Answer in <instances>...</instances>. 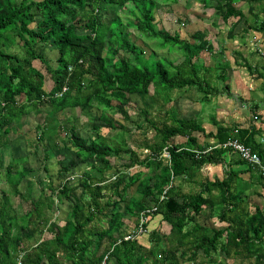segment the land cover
I'll list each match as a JSON object with an SVG mask.
<instances>
[{
	"label": "trees",
	"instance_id": "1",
	"mask_svg": "<svg viewBox=\"0 0 264 264\" xmlns=\"http://www.w3.org/2000/svg\"><path fill=\"white\" fill-rule=\"evenodd\" d=\"M254 1L217 0L214 10L225 23H230L231 38L238 35L239 24L241 34L264 35V4L255 12ZM130 2L134 3L132 9L128 7ZM203 2L211 5V0ZM157 8L156 0H0V150L10 144L18 117L38 112L47 101L52 103L55 113L68 107L87 109L106 105L129 119L124 108L131 101L129 95L149 94L152 84L165 102L174 100L171 96L174 90H179L180 96L195 88L202 92L203 101L221 92L230 95L231 85L227 82L230 65L225 59L216 60L218 84H211L207 76L209 68L201 54L216 49L204 31L192 35L195 42L157 31L154 27ZM122 9L137 21L129 18L125 21ZM80 14H84L83 21ZM106 14L108 19L104 17ZM127 27H136L147 37H161L162 48L172 46L181 51L183 60L175 63L155 53L156 58L144 60V50L130 39ZM259 39L254 37L256 41ZM49 46L57 50V66L47 58ZM259 49L257 52L263 53ZM121 51L134 55L117 58ZM236 53L243 56L241 51ZM36 60L42 62L45 72L35 64ZM243 63L251 68L247 61ZM47 74L53 82L49 91L45 89ZM261 76L264 84V73ZM65 85L68 91L57 97L56 93ZM254 104L251 109L264 121V112L258 111L260 105ZM141 114L148 115V108H143ZM103 120L110 119L105 116ZM147 121L153 124L159 142L151 146L152 153L144 159L130 150L124 139L123 144L111 143L97 134L86 140L79 137L75 128L70 129V135L65 131L68 137L62 138L64 145L71 142L80 159L64 164L61 172L68 173L71 164L81 161L91 163L98 176L81 175L77 184L64 181L37 200L30 199L19 188L30 171L25 162L20 164L23 157L6 165L0 158V171H5V184L9 186L0 189V264H182V260L191 264L204 260L206 264H218L216 258L221 256L225 260L251 259L252 264H264V207L248 203L243 193L249 187L244 186L247 181L241 175L250 172L252 178L263 183L264 169L242 159L234 149L218 146L238 129L236 136L259 154L264 165L261 129L254 123L241 126L214 119L216 133L207 132L195 117L180 118L169 110L163 114L160 125L149 118ZM41 128L42 124H38L37 129ZM95 131L99 132V128ZM197 132L216 141L202 140ZM42 134L39 138L43 139ZM176 136L186 137L187 141L171 145V138ZM27 143L31 148L35 145ZM113 148L117 155L112 154ZM165 148L170 151V160L163 155ZM121 151L128 155L117 166L113 157ZM232 152L238 159H230L222 178L205 176L194 192L180 188L178 181L194 177L206 165L224 164ZM93 160L101 164L96 165ZM146 170L152 175L147 176ZM172 174L174 185L161 199L171 184ZM134 186L140 195L135 198L130 194ZM79 188L82 191L77 195ZM13 195L24 199L26 202L20 203L25 206H14ZM55 198L59 202L70 201L68 217L62 225L52 220L48 212L54 208ZM153 206L157 209L152 215L161 216L170 226L168 231L151 230L148 245L138 237L126 239L129 232L125 230V215L135 216L139 221L141 213ZM206 211L216 213L224 225L213 227L198 222L196 217ZM46 232L52 236H46Z\"/></svg>",
	"mask_w": 264,
	"mask_h": 264
},
{
	"label": "rangeland",
	"instance_id": "2",
	"mask_svg": "<svg viewBox=\"0 0 264 264\" xmlns=\"http://www.w3.org/2000/svg\"><path fill=\"white\" fill-rule=\"evenodd\" d=\"M17 1L19 2L20 0ZM156 1L158 3V8L155 12L154 27L157 31L178 34L181 39L191 40L192 42H195L192 37L194 33L197 31H204L206 39L212 41L216 49L215 52L211 53L209 50H206L201 54V57L205 61V66L209 68L207 76L211 80V84H218L216 60L217 57L225 59L230 65V68L227 70V82L231 85L228 90L230 95L221 92L218 95H211L209 100L203 101L202 92L195 88L182 92L180 96H178L180 91L174 90L171 91V96L174 100L165 102L164 98L158 96L156 87L152 84L149 94L140 95L138 93H131L129 95L131 101L124 106L128 112L129 119H126L121 111H112L106 105H103L102 108L94 106L85 109L78 106L79 110L73 107L67 110L65 109L64 111L71 115L67 118L68 120L64 119V117H60V114V118L57 117L59 112L55 113L49 112L52 110H44L45 114L43 113L41 116L31 117V121H33L31 126L22 124V121L30 120L29 118L23 116L18 117L15 121V126H13V132L11 133V138L14 142L11 145H7L6 149L0 150V158L3 159L6 165L14 158L18 159L19 157H23V160L19 162L20 164L25 162L26 166L30 168V171L23 178L19 188L23 193L28 195L30 199L37 200L42 193L49 195L51 192L50 188L58 186L60 183L67 180L77 184L79 180L73 179H78L84 174L97 178L98 171L95 167H92L91 163L85 164L79 161L75 164H71L72 166L69 167L70 171L68 173L67 171H63L62 173L60 170L64 164L70 163L72 158L78 157L74 149L75 147L72 148L70 144L69 147L65 146L62 142V138L68 137L64 136V132L67 131L69 135L71 133L69 122L75 115H79L78 118L82 115L84 119L77 120L76 117L77 121L75 126H73L77 128L79 137L91 140L94 139L97 134H100V136H104L106 139L110 140L111 143L120 144H123L121 140L124 139L128 144V148L134 150L141 159L150 155L152 153L151 146L159 142L153 124L147 121V119H152L156 124L158 123L160 125L166 110L173 112L180 118L195 117L205 127L207 132L213 131L216 133L217 126L214 124V119H218L221 122L235 121V123L241 126H247L248 121V123H254L257 128L259 127L264 137V121L260 118L255 119V111L251 109V106L255 105L254 103L260 105L258 109H264V84L263 77L261 76V74L264 73V35H261L262 38L257 42L253 39V32L241 34L242 26L239 24L236 28L238 35L234 39L231 38L229 35L230 23H225L217 11L214 10L217 0H211V5L209 6L205 5L203 0H178L177 2L172 0ZM252 4L256 10L255 12H259L264 2L255 0ZM237 5H239V3ZM133 6V2L128 3L129 9H132ZM115 9L116 8H114V10ZM247 9L246 6V11ZM121 14L125 21L128 18L134 19L127 10L122 9ZM80 15L83 21L84 14ZM104 17L108 19L109 15L106 14ZM134 20L137 21L136 19ZM127 30L130 32V39L144 50V54L142 55L145 58L144 60H151L153 57L156 58L154 53L161 58L165 56L171 60H175V63L183 60L184 56L181 51L175 50L172 46L166 49L162 48L161 42L163 39L161 37H158V39H154L151 36L147 37L141 34L136 27H127ZM49 47L47 58L53 66H57V50L51 46ZM258 48H261L263 53L257 52ZM236 50L241 51L243 56H237ZM131 55V53H124L121 51L117 58L124 56L129 57ZM237 59H240L238 62L239 64L236 63ZM245 61L251 64L250 69L248 66L246 67L243 65ZM35 64L42 67L44 72L46 71L41 61L36 60ZM51 84L52 80L47 74V79L45 81L46 91L51 89ZM176 97H178L177 100H175ZM92 103L94 102L92 101ZM114 103H117V101L115 100ZM244 105H246L245 108L243 107ZM145 107L148 108V115L141 114L142 109ZM105 116L110 119L107 121L108 123L103 120ZM243 116L246 117L245 123L242 119ZM110 121L113 126L109 125ZM38 123L42 124L41 131L36 127ZM96 127L99 128V132L95 131ZM41 132L43 133L42 135H44L43 139L39 138ZM116 134H119L120 137H115L114 135ZM196 134L202 140L209 139L213 143L216 141V138H206L201 132H197ZM57 138H59V141ZM28 141L35 143L33 148L28 145ZM56 141L58 143H56ZM185 141H187L186 137L176 136L171 138L169 143L175 145L182 144ZM49 145L59 149V156L61 154L60 157L64 162H58V157L49 161L44 158L45 148L49 147ZM112 154L117 155L114 148ZM126 154L127 152L121 151L118 156L113 157V163L120 165L127 157L128 154ZM120 156H122L123 159ZM230 159H238V157L233 152L228 153L224 164L206 165L194 177L178 181L180 188L183 189L184 192H194L200 188L199 181L203 177L208 176L212 179L216 177L222 178L226 173L225 166L228 167L227 165L229 164L227 163ZM92 162L96 165L101 164L95 160ZM141 169H144V167H141ZM146 171L148 172L150 170ZM152 173L153 172H148L147 176L152 175ZM241 175L244 177V181L245 179L247 181V183H244V186L246 187V185H248L249 187L243 193L248 203H255L264 207V182L261 183L260 181H256L255 178L251 177L250 172H244ZM5 179V171H0V189H2L3 186L5 189H9V186L5 184ZM81 191L82 188H79L76 190V194L79 195ZM130 194L133 198L140 196L136 191V186L131 189ZM52 199L53 198H50L49 200L52 201ZM54 201V208L48 212L52 220H58L60 225H62L64 220L68 217L70 201L65 200L64 202H59L57 198H55ZM12 202L14 206L21 205L24 207L25 205L20 202L24 203L26 201L13 195ZM121 205L122 207H119V209L122 210L124 209V203ZM196 218L198 222L208 226L221 227L224 225L218 220L216 213H211L209 211H206ZM138 222L135 216L126 214V232L133 231ZM169 227L168 223L163 221L161 216L156 214L151 216L148 224L150 232L154 229L166 232ZM150 232L140 235L138 240L145 245L150 244ZM46 236L51 237L52 233L46 232ZM216 261L218 264H252L253 262L251 259L240 258H229L225 260L222 256L216 258ZM182 264H191V262H184V260H182ZM201 264H206L205 260Z\"/></svg>",
	"mask_w": 264,
	"mask_h": 264
},
{
	"label": "built area",
	"instance_id": "3",
	"mask_svg": "<svg viewBox=\"0 0 264 264\" xmlns=\"http://www.w3.org/2000/svg\"><path fill=\"white\" fill-rule=\"evenodd\" d=\"M259 50L261 51L262 49L260 48ZM70 69H72V67H70ZM68 89H69V87L67 85H65L62 88V90H60V91H58L56 93V96L57 97L63 96L64 93H66L68 91ZM254 118L258 119L260 117H258V115L255 114ZM238 132H239V130L236 129L234 131L233 135H231V137H229L226 142L221 143L218 146H224V147H229L231 149H234V151L237 152L242 159H244V160H246L248 162L254 163V164H259L264 169V165H262V160H261L259 154L257 152H255L252 149V147H250V146L246 145L245 143H243L242 141H240V139L236 136ZM163 155H164V157H166V158H168L170 160V151L168 150V148L164 149ZM73 180H76V179L74 178ZM174 182H175V175L172 174V176H171V184L168 187H166L164 194L161 195V199L165 198L166 190L169 187L173 186ZM156 209H157V206H153L152 208H148V209L144 210L141 213V216H140V219H139V223L137 224L136 228L133 229V231H130L126 235V239L139 237L140 235H143L146 232L149 233L150 230L148 228V224L150 222V218L152 216V213ZM18 264H21V262H18Z\"/></svg>",
	"mask_w": 264,
	"mask_h": 264
},
{
	"label": "crops",
	"instance_id": "4",
	"mask_svg": "<svg viewBox=\"0 0 264 264\" xmlns=\"http://www.w3.org/2000/svg\"><path fill=\"white\" fill-rule=\"evenodd\" d=\"M246 5H244L243 4V6L242 7H245ZM246 10V9H245ZM247 11H248V9H247ZM254 37H258V38H262V37H260V35L259 34H256V33H253V39H254ZM254 42V41H253ZM258 42V41H257ZM261 45V44H260ZM53 86V82H52V84L50 85V88ZM49 88V87H48ZM256 101H258V100H256ZM255 101V102H256ZM244 108L246 107V105H244L243 106ZM69 109L71 108V107H68ZM68 108H65L66 110L68 109ZM73 108H75V109H77V110H79L78 109V107H73ZM241 108V107H240ZM64 109V110H65ZM44 110H52V111H49V112H54V108L52 107V104H51V102H49V101H47V102H45V104L44 105H42L41 107H40V110L38 111V112H32V113H30V114H28V115H25V116H23V117H27V118H29L30 120H26V121H22V124H26V125H28V126H31L32 125V122L33 121H31V117H36V116H41L43 113L45 114V112H44ZM64 110H62V111H59V113H58V115H57V117H59V114H60V117H64V119H67L68 117H70L71 115L69 114V113H66V111H64ZM64 111V112H63ZM259 112H264V109H259L258 110ZM255 113V112H254ZM80 115H81V111H80ZM49 116V115H48ZM78 116L79 115H75L73 118H72V120L69 122V125L71 126L70 127V129L71 128H75L76 129V131L78 132V130H77V128L76 127H73V126H75V123H76V121L79 119V120H84L83 118H82V115L78 118ZM59 117V118H60ZM76 117H77V120H76ZM243 120H244V123H245V121H246V117L245 116H243V118H242ZM68 120V119H67ZM224 122V121H223ZM237 122V121H236ZM71 123V124H70ZM224 123H235V121H232V122H229V121H225ZM39 124V123H38ZM38 124L36 125V127L38 126ZM247 124H250V123H248V121H247ZM15 125V124H14ZM87 126H89L88 124H86ZM63 128V127H62ZM65 136V135H64ZM58 139V141H59V138H57ZM13 142L14 141H12V138H11V143H10V145L11 144H13ZM63 142V141H62ZM56 143H58L57 141H56ZM64 144V143H63ZM70 144V146H72V148L74 147L73 145H72V143L70 142L69 143ZM69 144H68V147H69ZM47 148H49L48 149V151H46L47 150ZM57 148V147H56ZM54 148V147H51V145H49V147H46L45 148V156H44V158L46 159V160H51V159H53V158H55V157H58V162L59 161H63L62 160V158L60 157L61 156V154H60V156H59V149L57 148ZM75 150H76V148H74ZM46 153H47V156H46ZM76 153H77V151H76ZM73 159H75V160H77V159H80L79 157H76V158H72L71 160H73ZM64 162V161H63ZM123 162V161H122ZM121 162V163H122ZM118 165V164H117ZM212 179V178H211ZM138 224V223H137Z\"/></svg>",
	"mask_w": 264,
	"mask_h": 264
}]
</instances>
